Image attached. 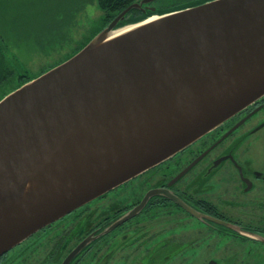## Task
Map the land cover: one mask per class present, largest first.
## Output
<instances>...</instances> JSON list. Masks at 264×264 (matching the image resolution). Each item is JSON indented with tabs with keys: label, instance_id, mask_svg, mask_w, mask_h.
Here are the masks:
<instances>
[{
	"label": "water",
	"instance_id": "95a60500",
	"mask_svg": "<svg viewBox=\"0 0 264 264\" xmlns=\"http://www.w3.org/2000/svg\"><path fill=\"white\" fill-rule=\"evenodd\" d=\"M153 1L0 101V257L264 96V0Z\"/></svg>",
	"mask_w": 264,
	"mask_h": 264
},
{
	"label": "flooded vegetation",
	"instance_id": "af4514ba",
	"mask_svg": "<svg viewBox=\"0 0 264 264\" xmlns=\"http://www.w3.org/2000/svg\"><path fill=\"white\" fill-rule=\"evenodd\" d=\"M207 1L150 5L165 12ZM136 2L142 0L126 7ZM138 10L129 19L145 15ZM209 238L215 242L202 244ZM86 240L69 264H264V96L170 159L36 232L0 264H63Z\"/></svg>",
	"mask_w": 264,
	"mask_h": 264
},
{
	"label": "rangeland",
	"instance_id": "374dc122",
	"mask_svg": "<svg viewBox=\"0 0 264 264\" xmlns=\"http://www.w3.org/2000/svg\"><path fill=\"white\" fill-rule=\"evenodd\" d=\"M117 13L102 10L97 0H0V101L22 80L36 78L72 57Z\"/></svg>",
	"mask_w": 264,
	"mask_h": 264
},
{
	"label": "trees",
	"instance_id": "16d2710c",
	"mask_svg": "<svg viewBox=\"0 0 264 264\" xmlns=\"http://www.w3.org/2000/svg\"><path fill=\"white\" fill-rule=\"evenodd\" d=\"M132 0H97V3L98 5L100 6V8L102 10H106L108 12H115L116 10H118L119 12H121L124 8H126V6L131 2ZM169 11V10H167ZM137 12V11H136ZM139 12V11H138ZM141 12V11H140ZM152 12H149V13H145L144 16H141V17H133V19H139V18H143L145 17L147 14H151ZM118 14V13H117ZM117 14L111 16L109 19L107 18L106 20H108L110 22V20H112L113 18H115V16H117ZM87 44V43H86ZM85 44V45H86ZM84 45V46H85ZM83 46V47H84ZM81 46V48H79L78 50L82 49L83 48ZM77 52H75L74 54H76ZM73 54V55H74ZM32 79L34 78H30V79H26V80H22V83L19 85V87L26 83V82H29L31 81Z\"/></svg>",
	"mask_w": 264,
	"mask_h": 264
},
{
	"label": "bare ground",
	"instance_id": "6f19581e",
	"mask_svg": "<svg viewBox=\"0 0 264 264\" xmlns=\"http://www.w3.org/2000/svg\"><path fill=\"white\" fill-rule=\"evenodd\" d=\"M129 29H131V28H126V29H123V30L119 31V32H118V33H116V34H121V33H123L124 31H126V30H129Z\"/></svg>",
	"mask_w": 264,
	"mask_h": 264
}]
</instances>
